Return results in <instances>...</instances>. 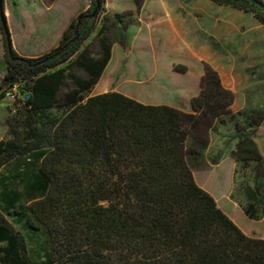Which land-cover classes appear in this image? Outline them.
<instances>
[{
  "label": "trees",
  "instance_id": "16d2710c",
  "mask_svg": "<svg viewBox=\"0 0 264 264\" xmlns=\"http://www.w3.org/2000/svg\"><path fill=\"white\" fill-rule=\"evenodd\" d=\"M213 1L264 25V0ZM105 3L90 0L59 45L41 56L21 57L4 40L0 89L17 83L23 98L11 138L0 140V171L7 165L24 171L20 180L17 172L0 177V264H34L24 228L46 231L39 264H264V238L246 234L196 182L190 159L200 152L188 149L193 129L216 119L212 130L224 141L212 161L232 145L239 204L248 218H261L264 156L256 137L264 107L232 112L233 92L206 62L192 112L117 90L91 95L112 57L109 18L128 36L122 15ZM93 34L96 55L85 44ZM67 81L74 88L60 97ZM224 128L232 130L229 137ZM240 164L248 172L239 177Z\"/></svg>",
  "mask_w": 264,
  "mask_h": 264
},
{
  "label": "rangeland",
  "instance_id": "374dc122",
  "mask_svg": "<svg viewBox=\"0 0 264 264\" xmlns=\"http://www.w3.org/2000/svg\"><path fill=\"white\" fill-rule=\"evenodd\" d=\"M15 1L17 16L14 7L12 8ZM28 1L31 3V0H2L10 44L12 32L16 46L26 45L30 38L31 13H34V10L28 6ZM53 1L44 0L46 4ZM109 1L114 2V0ZM79 2L82 4L86 2L90 6V0H79ZM115 2L124 7L129 0H115ZM130 2L132 5L135 2V6H131L126 11L109 12L122 15L121 19L128 25L126 28L128 36L126 39L124 36L122 38V30L112 26V19L109 18L107 26L108 36L113 43L112 57L100 79V83L108 85V90L126 91L135 99L146 103H166L174 107L178 105L185 107L187 103L188 110L191 98L200 91V77L203 75V64L206 62L218 72L224 86L233 92L234 101L231 110H234L242 106V96L248 83L264 76V25L252 13L213 0H130ZM240 4L250 7L244 1ZM70 5L71 0H59L53 7L60 9V13ZM8 37L1 24L0 78L4 71V40L8 45ZM85 44H88L92 54L96 55L100 52L96 34H93ZM25 53L30 56L25 58H31V45L30 50L22 54ZM73 72L82 77L86 76L85 71L81 69H73ZM73 88L74 84L67 81L59 96L62 97L65 91ZM1 92L2 89L0 94ZM18 98L23 97L19 95ZM16 107H21L17 99H7L0 95V140L11 138L10 121L15 117ZM246 109L248 108L236 111ZM206 122H208L207 118ZM262 124L257 131L256 144L264 156V118ZM224 129L222 133L229 137L232 130ZM215 137V143L210 147L207 159H202L199 154L190 159L195 179L205 185L217 205L246 234L264 238V216L254 220L248 218L239 204L243 200L242 196L236 194L234 189L230 193L229 189H223L221 186L223 172L232 171L234 158L229 152L232 145H229L226 147V153L229 152L230 156L221 163V167L218 166L219 162L216 164L212 161L211 154L215 148L223 147L224 141L217 133ZM194 144L191 137L188 149L201 152ZM14 170L19 173L18 180H20L24 170L21 171L20 167ZM238 170H240L237 175L239 177L248 172L241 167V164ZM262 174L264 175V165L259 169L258 176L259 180L264 181ZM14 182H17V179ZM232 193H235L236 199L231 197ZM23 201L26 203V197ZM24 232L27 236L30 257L34 264H39L44 260L48 248L46 231L24 228Z\"/></svg>",
  "mask_w": 264,
  "mask_h": 264
},
{
  "label": "crops",
  "instance_id": "0c3cea01",
  "mask_svg": "<svg viewBox=\"0 0 264 264\" xmlns=\"http://www.w3.org/2000/svg\"><path fill=\"white\" fill-rule=\"evenodd\" d=\"M58 1L59 0H54L53 2H50V4H46L44 2V0H31V3L28 1V6H30L31 9L34 10V13H31V34H30L29 40L27 41V44L26 45L20 44V45L16 46V42L14 40V34L11 31L12 32L11 33V35H12L11 46L19 56L30 57L29 55H26V53L24 55L22 54L24 51L30 50V45H31V58L41 56L45 53L50 52L52 49L56 48L59 45V42L62 38L63 33L68 28L70 21L73 18H75V16L77 14L84 11L89 6V4L86 2L82 4L79 2V0H71V5L69 6V8L66 9L64 12L59 13L60 9H57V8L55 9L53 7V6H56V4H58ZM133 5L135 6V2H133ZM133 5L130 2V0L128 3H126V5L124 7L118 5V3L115 2V0H114V2L106 0V3H105V7H106V10L108 12L126 11L129 8H131V6L133 7ZM16 6H17V2L15 1V3L12 4V8L14 7L13 10L17 16L18 11L16 9L17 8ZM69 9H71V10L69 11ZM6 14H8V13H6ZM132 26H130V27H132ZM19 27H17L18 30H20ZM30 39H31V42H30ZM105 71H106V68H105L104 72ZM104 72L102 73V75L104 74ZM203 72H204V70H203ZM203 72H202V74H203ZM102 75H101V77H102ZM101 77H100V79H101ZM100 79L96 83L94 88L92 89L91 95L109 91L107 89L108 85L105 83H100ZM200 80H201V77H200ZM221 82L223 84L222 80H221ZM263 83H264V76H260L259 78L253 79L251 83L250 82L248 83V85L246 86V89L244 90V94L242 96L243 104L238 109H242V108L247 107L248 110L252 111V110L264 107V101H263V99H264V85H263ZM117 91H119V90H117ZM119 92L134 98V96L127 93L126 91H124V92L119 91ZM198 93H199V91H198ZM191 101H192V98L189 102L188 110H187V103H186V106L184 105L185 107L178 105V106H175V108L182 110L184 112H192ZM254 101H255V103H253ZM143 103H146V102H143ZM148 104H153V103H148ZM164 104H166V103H164ZM238 109L236 108V109H234L235 111L232 110V112H236V110H238ZM207 119H208V122H206V119L201 121V123H199L193 129V131L191 132V134L189 135V138H188V143H189L190 138L193 137V140L195 143L194 145L201 151L199 153V155L202 157V159H207V157L209 155L208 152H210V147L212 146L213 143H215V140H216V137L214 138L215 133L212 130V127L216 124V119H213V118H207ZM262 125L259 128H261ZM208 136H209V139L207 140ZM221 148L222 147L215 148L214 152L211 154L212 159L215 158V156L218 154V150H221ZM229 156H230L229 152H228V154L226 152H224L219 158H217L218 161L216 162V164L219 162L218 166L221 167L222 166L221 163L223 161H225V159H227ZM235 170H236V162L234 160V167H233L232 171H229V170H226V172L224 171L223 172V179L221 180V186L223 187V189H229L230 193L233 191V189L235 187V182H234ZM15 173L16 172L14 170V167L12 165H7L1 169L0 177L2 176V177L11 178V177H14L16 175ZM198 184H200V183H198ZM200 185L205 190H207L205 185L204 186L202 184H200ZM242 211H243V209H242ZM243 213H244V211H243ZM244 215H246V214L244 213Z\"/></svg>",
  "mask_w": 264,
  "mask_h": 264
},
{
  "label": "built area",
  "instance_id": "2783aa9c",
  "mask_svg": "<svg viewBox=\"0 0 264 264\" xmlns=\"http://www.w3.org/2000/svg\"><path fill=\"white\" fill-rule=\"evenodd\" d=\"M18 88H19L18 84L14 83L11 86H9L7 89L2 90V92L4 93V98L16 100L20 95Z\"/></svg>",
  "mask_w": 264,
  "mask_h": 264
},
{
  "label": "water",
  "instance_id": "95a60500",
  "mask_svg": "<svg viewBox=\"0 0 264 264\" xmlns=\"http://www.w3.org/2000/svg\"><path fill=\"white\" fill-rule=\"evenodd\" d=\"M95 12H96V10L94 9L93 12H92V15H94ZM0 21H1V24L3 25V27H4V30L6 32V36L8 37L9 36V33H8V30H7L5 18L3 17V4H2V0H0ZM10 45L11 44H10L9 37H8V46H10Z\"/></svg>",
  "mask_w": 264,
  "mask_h": 264
}]
</instances>
